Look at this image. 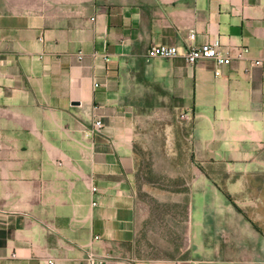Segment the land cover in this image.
Masks as SVG:
<instances>
[{"label": "crops", "instance_id": "1", "mask_svg": "<svg viewBox=\"0 0 264 264\" xmlns=\"http://www.w3.org/2000/svg\"><path fill=\"white\" fill-rule=\"evenodd\" d=\"M216 39L231 64L186 61ZM184 114L195 168L174 190L143 183L146 131L173 133L178 162ZM201 161L237 177L221 187ZM259 175L264 0H0V264H264V215L217 218L214 200Z\"/></svg>", "mask_w": 264, "mask_h": 264}, {"label": "rangeland", "instance_id": "2", "mask_svg": "<svg viewBox=\"0 0 264 264\" xmlns=\"http://www.w3.org/2000/svg\"><path fill=\"white\" fill-rule=\"evenodd\" d=\"M184 125L183 126V144L181 146V157L180 161L175 162L174 160H170L172 149L165 148V139L166 138H173L174 134L172 133L169 136H166L165 132H161L158 129H149L146 131V136L144 138V142L139 147V169L141 171V181L143 183L152 182L153 186H156L160 189H167V190H174L177 184L179 185V178H174L171 175L174 174L175 170L182 169L185 173L190 172L193 168H195V164L192 162L191 157V126L192 125H186V123L191 122L192 117L191 115L184 114L183 116ZM259 165V166H257ZM254 164L253 169H261L262 166L260 164ZM201 169L206 170H212L216 173V180L220 184L221 187H223L226 183V181H229L231 179H236L237 176L234 178L229 177H222L228 169L229 164L222 163V162H202L200 163ZM186 178L184 179V181ZM249 181L253 185V189H251L249 192L244 193H236V194H230L227 191H225L223 188H220L221 191H217L215 194L214 200L218 204L216 216L217 218H237L242 216H251V217H257L258 214L264 215V208L257 209L255 202L261 198H264V176H253L249 178ZM263 189V190H262ZM186 190V188H185ZM203 197L207 196V194L201 195ZM211 196V195H209ZM185 200H184V207H183V213L182 217L184 219H187L189 216V211L187 209V200L189 198L188 194H184ZM202 199V197H201ZM205 199V198H204ZM206 200V199H205ZM249 203L245 208V211L242 210L240 212L236 206L239 204ZM241 209V208H240ZM164 210V209H163ZM162 210V211H163ZM163 212H169V210H164ZM244 214V215H243Z\"/></svg>", "mask_w": 264, "mask_h": 264}, {"label": "built area", "instance_id": "3", "mask_svg": "<svg viewBox=\"0 0 264 264\" xmlns=\"http://www.w3.org/2000/svg\"><path fill=\"white\" fill-rule=\"evenodd\" d=\"M191 38H195V33L191 34ZM250 49L248 47H243L241 52L238 55V58H243L246 53H248ZM180 54L179 48L176 46L166 45V44H155L152 45L147 52V56L149 58L153 57H164L171 58L176 57ZM186 61L193 65L200 59H213L219 65H228L231 64L235 57L226 54L222 49V43L219 39H216L212 42L204 43L201 45H192L184 54ZM79 58H83V54L80 53ZM105 59H108L105 57ZM253 65L261 64L260 60L252 61ZM98 86V83L95 84ZM184 116V115H183ZM104 124L101 119H96L94 121V129L95 131L101 130ZM97 187H93V191H96ZM97 202L94 201L93 205H96ZM88 264H106V257L91 255L87 259ZM50 264H55L54 261H50Z\"/></svg>", "mask_w": 264, "mask_h": 264}, {"label": "trees", "instance_id": "4", "mask_svg": "<svg viewBox=\"0 0 264 264\" xmlns=\"http://www.w3.org/2000/svg\"><path fill=\"white\" fill-rule=\"evenodd\" d=\"M235 206H236V208L240 211V212H242V209H240V207H238V205H236V204H234Z\"/></svg>", "mask_w": 264, "mask_h": 264}]
</instances>
